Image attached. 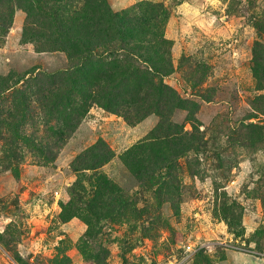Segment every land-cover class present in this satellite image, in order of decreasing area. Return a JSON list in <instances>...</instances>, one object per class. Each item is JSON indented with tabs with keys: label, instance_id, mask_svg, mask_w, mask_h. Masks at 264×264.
<instances>
[{
	"label": "rangeland",
	"instance_id": "obj_1",
	"mask_svg": "<svg viewBox=\"0 0 264 264\" xmlns=\"http://www.w3.org/2000/svg\"><path fill=\"white\" fill-rule=\"evenodd\" d=\"M3 1L0 264H264V106L254 104L264 90L252 69L256 44L264 50V0H106L115 12L142 1L164 5L172 70L161 83L180 105H163L165 118L151 113L128 123L88 101L65 116L70 129L61 132L58 111L70 109L49 110L32 96L16 129L32 143L8 125L13 92L29 83L37 94L50 76L65 89L71 59L50 16ZM84 2L60 4L69 16ZM117 52L103 56L121 58ZM153 98L145 90L135 97ZM168 130L197 139L172 160L173 184L155 158L171 153L156 147ZM92 147L112 156L98 167L78 162ZM148 170L154 178L140 183Z\"/></svg>",
	"mask_w": 264,
	"mask_h": 264
},
{
	"label": "trees",
	"instance_id": "obj_2",
	"mask_svg": "<svg viewBox=\"0 0 264 264\" xmlns=\"http://www.w3.org/2000/svg\"><path fill=\"white\" fill-rule=\"evenodd\" d=\"M17 1L31 16L37 14L50 16V23H53V30L56 32L53 37L60 42L61 49L70 56L71 62L69 71L66 73L68 85L63 90L55 85V76L49 77L53 78L51 86L46 89L40 88L37 94L29 83L15 90L13 88L14 102L8 112H12L10 115L14 117V120H10L8 125L15 130L20 128L25 117L23 111L29 105L27 98L32 96L42 100V105L49 110L57 111L64 108L61 111H68L65 108L70 109L67 113L58 111L62 116H59L58 120L64 126L61 132H67L70 129L69 119L65 116L74 115L80 111L82 104L88 105V101L120 114L128 123L137 122L141 117L151 113L165 118L167 115L163 114L161 109L163 105L169 106L170 110L172 104L180 105L178 99L171 102L170 97L172 94L174 96L175 92L168 87L164 89L161 83V78L167 76L172 70L169 58L171 43L163 35L168 18V12L163 4L142 1L130 8L115 12L111 10L106 0H84L82 8L68 16L67 13L70 10L65 3L61 6L63 0ZM2 2L4 1L0 0V3ZM100 3L105 4V9ZM66 9L69 12H66ZM60 13L64 14L60 15ZM12 14L13 9L10 8L4 23L10 20ZM40 32L44 33L42 29ZM33 33L37 32L33 31ZM256 46H259L260 50H253V75L257 89L264 90V50L260 44ZM102 47L103 49L99 50ZM117 50L120 51L121 58L110 60L104 58L105 53L109 56L115 55L118 53ZM156 77L159 78L157 82ZM2 80V83L7 86L5 79ZM141 90L148 91L155 98L146 102L136 100L135 97L139 98ZM76 96L79 97L81 104L77 103ZM254 104L256 107L264 106V93L255 97ZM17 107L20 108V112L22 111L20 116L13 113L14 110L17 111ZM20 130H16V137H21L26 143H32L33 139L23 135ZM178 134L169 133V130L165 131L156 142V147L168 148L171 152L167 156V161L171 163L166 161L165 155H155L156 165L160 163L161 167L165 168L164 176L171 184L176 180L173 173L174 167H171L174 164L172 160L180 153L194 149L197 140L193 133H188V138H184L183 135V139ZM90 152L91 156L87 159ZM110 155L112 156L107 148L92 147L80 154L77 160L82 161L85 166L98 167L109 160ZM152 172L148 170L144 175L138 174L140 183L152 180L154 178ZM101 185L106 189L110 187V183L104 179Z\"/></svg>",
	"mask_w": 264,
	"mask_h": 264
}]
</instances>
